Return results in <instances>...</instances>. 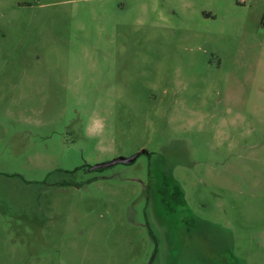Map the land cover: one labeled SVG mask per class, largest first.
<instances>
[{
	"label": "rangeland",
	"instance_id": "374dc122",
	"mask_svg": "<svg viewBox=\"0 0 264 264\" xmlns=\"http://www.w3.org/2000/svg\"><path fill=\"white\" fill-rule=\"evenodd\" d=\"M0 264H264V0H0Z\"/></svg>",
	"mask_w": 264,
	"mask_h": 264
},
{
	"label": "clouds",
	"instance_id": "9594fccd",
	"mask_svg": "<svg viewBox=\"0 0 264 264\" xmlns=\"http://www.w3.org/2000/svg\"><path fill=\"white\" fill-rule=\"evenodd\" d=\"M107 121L99 115H91L85 124L84 134L89 139L103 141L107 138Z\"/></svg>",
	"mask_w": 264,
	"mask_h": 264
},
{
	"label": "water",
	"instance_id": "95a60500",
	"mask_svg": "<svg viewBox=\"0 0 264 264\" xmlns=\"http://www.w3.org/2000/svg\"><path fill=\"white\" fill-rule=\"evenodd\" d=\"M142 152H147V149H142L141 151L137 152L136 154L134 155H131V156H118L110 161H106V162H101V163H98V164H95L93 166V168H99V167H104V166H109V165H113V164H116L118 162H132L140 153Z\"/></svg>",
	"mask_w": 264,
	"mask_h": 264
}]
</instances>
